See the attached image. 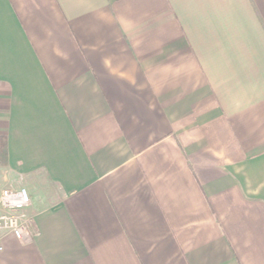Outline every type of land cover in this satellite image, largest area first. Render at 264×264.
Here are the masks:
<instances>
[{"label": "crops", "instance_id": "crops-1", "mask_svg": "<svg viewBox=\"0 0 264 264\" xmlns=\"http://www.w3.org/2000/svg\"><path fill=\"white\" fill-rule=\"evenodd\" d=\"M0 264H264V0H0Z\"/></svg>", "mask_w": 264, "mask_h": 264}, {"label": "built area", "instance_id": "built-area-1", "mask_svg": "<svg viewBox=\"0 0 264 264\" xmlns=\"http://www.w3.org/2000/svg\"><path fill=\"white\" fill-rule=\"evenodd\" d=\"M30 203L31 194L27 187L3 188L0 191V231L25 238L32 228V218L27 212Z\"/></svg>", "mask_w": 264, "mask_h": 264}]
</instances>
